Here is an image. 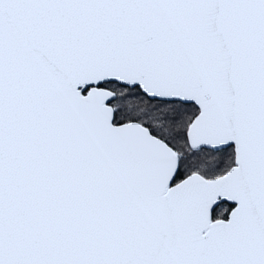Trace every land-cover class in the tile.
I'll return each instance as SVG.
<instances>
[{
    "label": "snow or ice",
    "instance_id": "6c2138e0",
    "mask_svg": "<svg viewBox=\"0 0 264 264\" xmlns=\"http://www.w3.org/2000/svg\"><path fill=\"white\" fill-rule=\"evenodd\" d=\"M0 264H264V0H0Z\"/></svg>",
    "mask_w": 264,
    "mask_h": 264
}]
</instances>
